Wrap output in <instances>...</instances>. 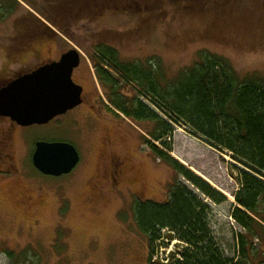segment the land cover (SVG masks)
<instances>
[{
  "label": "rangeland",
  "instance_id": "obj_1",
  "mask_svg": "<svg viewBox=\"0 0 264 264\" xmlns=\"http://www.w3.org/2000/svg\"><path fill=\"white\" fill-rule=\"evenodd\" d=\"M16 1L1 2L0 71L5 68V76H11L9 66L10 71L33 67L39 57L49 55L48 46L56 51L75 45L90 57L91 69L90 55L99 43L111 46L120 62L148 67L151 61L156 70L161 64L162 84L176 81L206 53L227 58L241 77L264 76V0H206V11L187 6L189 1L202 0H114L120 9L91 13L89 17L85 12L88 5L92 6L91 0ZM97 1L101 6L109 0ZM62 10L65 16L66 10L71 14L61 21L64 30L50 22ZM31 13L46 25L44 29L34 27L37 20ZM26 42L31 53L20 56L22 64H7L6 46ZM17 55L18 50L14 57ZM85 86L89 87V80ZM119 87L129 100L140 95L123 79ZM143 101L158 112L149 100ZM111 105L119 115L107 109L102 112L107 123L98 132L75 113L43 127L33 124L11 139L3 134L7 124L0 123V264H17L26 258L40 264H147L150 248L134 219L133 205L137 199L167 200L175 173L144 137L160 146L147 133L154 125L136 122ZM107 132L112 151L132 161L116 186L102 177L105 162L100 155L101 140ZM41 137L75 144L81 163L60 179L43 175L32 159L35 141ZM167 141L172 157L228 198L222 204L208 201L214 212L211 224L226 252L237 257L234 240L242 229L230 216V202L240 186V165L227 150L214 147L180 125H174ZM254 242L258 243L256 239ZM256 247L257 260L251 264L264 259L259 244ZM178 248H184L178 239L161 241L151 260L170 263L171 254ZM7 250L15 254L14 261Z\"/></svg>",
  "mask_w": 264,
  "mask_h": 264
},
{
  "label": "trees",
  "instance_id": "obj_2",
  "mask_svg": "<svg viewBox=\"0 0 264 264\" xmlns=\"http://www.w3.org/2000/svg\"><path fill=\"white\" fill-rule=\"evenodd\" d=\"M1 2L0 14L4 12ZM190 4L191 9L206 11V0L189 1L187 6ZM63 11L50 21L62 30L61 21L71 15L69 10L66 16ZM31 16L37 20L36 29L46 27L32 13ZM99 52L104 55L103 62L119 73L125 84L140 92L133 100L122 93L111 95V103L132 120L150 121L154 125L147 133L160 146L144 137L157 157L166 161L175 173L167 200L137 199L133 205L134 219L150 248L147 264H156L151 258L156 246L166 239H178L184 248L171 254L170 263L162 264H251L257 260L258 244L264 253V76L241 77L227 58L206 53L176 81L162 84L161 64L156 70L151 61L147 62L148 67L123 63L110 47ZM104 75L116 91L118 80L110 73ZM144 98L158 112L146 105ZM175 124L214 147L227 150L240 165L237 176L240 186L234 194L235 201L230 202V216L242 229L234 240L237 257L226 252L211 224L214 212L208 201L222 204L228 198L169 154L172 147L167 139ZM7 254L14 261L15 254L8 250ZM261 260L258 264H264V259ZM17 264H40V261L26 258L19 259Z\"/></svg>",
  "mask_w": 264,
  "mask_h": 264
},
{
  "label": "water",
  "instance_id": "obj_3",
  "mask_svg": "<svg viewBox=\"0 0 264 264\" xmlns=\"http://www.w3.org/2000/svg\"><path fill=\"white\" fill-rule=\"evenodd\" d=\"M79 61V52L70 49L59 61L10 81L0 89V115L10 116L25 126L45 124L80 104L82 87L72 79ZM32 159L42 173L60 176L72 171L80 155L69 142L40 140L36 143Z\"/></svg>",
  "mask_w": 264,
  "mask_h": 264
},
{
  "label": "flooded vegetation",
  "instance_id": "obj_4",
  "mask_svg": "<svg viewBox=\"0 0 264 264\" xmlns=\"http://www.w3.org/2000/svg\"><path fill=\"white\" fill-rule=\"evenodd\" d=\"M91 2H92V6L88 5L87 6L88 10L87 12H85V14L88 15V17L89 15H91V13L97 14L96 12L105 11V10L113 9V8L120 9V8L115 7L116 2L114 0H109L107 2L109 3L108 5L105 2L101 4V6H100V1L91 0ZM93 3L95 4V6L93 5ZM75 5H78V4H75ZM74 6L72 7L73 10H74ZM120 6H122V1L120 2ZM73 10H70V11L74 13ZM58 47L59 46H57L56 48ZM75 47H76L75 45H69L68 47H65V48L61 46L59 50L55 51L52 46H48L49 55L45 58L39 57L38 62L35 65H33V67H29L27 69L22 68L17 71L16 70L10 71L11 66H9L7 69V72H9L11 76L10 75L5 76L6 74L3 73L5 68L3 69L2 67V70L0 71V89L5 87L10 81L18 78L19 76L25 73H29L46 64L59 61L64 53H66L70 49H76ZM104 47L112 48L111 46L106 45L104 43H99L95 47H93L94 51L90 55L92 62H93V67H94V68L93 67L91 68L92 70L90 69L89 64H88V60L90 59V57L87 55H84L83 53L79 52L76 49L80 54V61H79V64L73 70L72 79L76 84L82 87L81 103L76 105L72 109H69L66 113L56 116L49 122L45 124H39V125L43 127L45 125H50L53 122H57V121L60 122V120L63 119L64 117L69 116L72 113H75L76 116H78L79 118L87 122L88 126L92 128V131L98 132V130L105 127L106 126L105 124L107 123L105 119L101 116L102 112L104 113V111L107 109L119 115L117 112H115L114 108L112 107L109 96L119 94L121 92H119L118 88L117 90L115 89L116 91L112 90L114 88L107 81V78L105 77L104 74L108 76V74L110 73L111 75H113L115 79L118 80V83L119 81H122V77L119 76L120 75L119 73L111 69L108 66V63L103 62L105 61L103 53H105L106 51L104 50L103 53L99 51L103 50ZM17 50H18L19 55L14 57L15 52ZM29 53H31V50L27 42L23 43L22 45L6 46V55H7L6 62L7 64L10 63L12 65H21L22 63L20 61V56L22 54H29ZM80 77H83L85 79L80 78ZM87 80H89V87L86 88L85 82ZM134 90L135 92H139L136 89ZM2 121L3 123L7 124V127H5V129L3 130V134L9 139L13 138V136H15L18 132L20 131L22 132L23 130H26L28 127L33 126V124L27 125V126L21 125L17 123L16 121H14L10 116L0 115V123ZM74 121L77 123L79 119H74ZM34 125H37V124H34ZM1 131L2 130H0V132ZM38 140H45V141L53 142V141H60L61 139H58V138L47 139V138L41 137V138H38L35 142L37 143ZM36 143H35V146H36ZM101 144H102L101 145L102 148H101L100 155L102 156L105 162L102 177H104L105 179H109L108 182L113 186L119 185L122 182V176L126 173L127 171L126 169L130 168L132 161L128 157L122 158V155H117L114 153V151H112L111 149L112 142H111L110 132H107L106 135L102 136ZM77 151L80 155V160L78 164L72 169V171L82 161L81 153L78 149ZM8 156L9 158H12L11 154H8ZM70 173L62 174L60 176L46 175V174H43V175L50 176L52 179L54 178L60 179L64 176L69 175ZM130 181L133 182L135 181V179H131Z\"/></svg>",
  "mask_w": 264,
  "mask_h": 264
},
{
  "label": "bare ground",
  "instance_id": "obj_5",
  "mask_svg": "<svg viewBox=\"0 0 264 264\" xmlns=\"http://www.w3.org/2000/svg\"><path fill=\"white\" fill-rule=\"evenodd\" d=\"M234 200V199H233Z\"/></svg>",
  "mask_w": 264,
  "mask_h": 264
}]
</instances>
